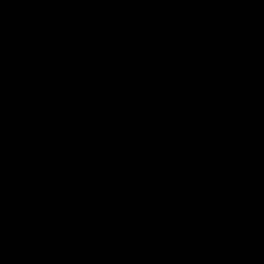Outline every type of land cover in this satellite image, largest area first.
Masks as SVG:
<instances>
[{"label":"water","instance_id":"95a60500","mask_svg":"<svg viewBox=\"0 0 264 264\" xmlns=\"http://www.w3.org/2000/svg\"><path fill=\"white\" fill-rule=\"evenodd\" d=\"M0 264H264V0H0Z\"/></svg>","mask_w":264,"mask_h":264}]
</instances>
